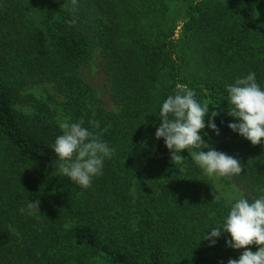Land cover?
Masks as SVG:
<instances>
[{
	"label": "trees",
	"instance_id": "obj_1",
	"mask_svg": "<svg viewBox=\"0 0 264 264\" xmlns=\"http://www.w3.org/2000/svg\"><path fill=\"white\" fill-rule=\"evenodd\" d=\"M96 55L115 112L80 77ZM249 72L264 89V0H0V264L237 259L245 249L227 246V233L214 245L201 238L223 228L237 199L203 196L207 175L191 150L177 164L155 132L163 101L187 85L219 113L221 148L203 129L201 150L238 159L241 174L227 178L249 202L264 196V142L228 127L238 121L228 115L227 86ZM40 84L61 96L55 103L69 123L83 120L114 149L87 189L57 170L52 146L62 133L49 102L27 95L24 111L15 107L23 88ZM36 199L39 213L19 211Z\"/></svg>",
	"mask_w": 264,
	"mask_h": 264
},
{
	"label": "clouds",
	"instance_id": "obj_2",
	"mask_svg": "<svg viewBox=\"0 0 264 264\" xmlns=\"http://www.w3.org/2000/svg\"><path fill=\"white\" fill-rule=\"evenodd\" d=\"M68 23L74 24V21ZM255 76L254 72H249L227 86L228 102L232 105L228 115L238 121L229 123L228 127L252 145L264 142V89L256 82ZM206 115L209 116L207 127L219 135V129L213 121L219 113L211 111L209 114V106H202L198 102L195 91L178 83L174 94L169 95L160 107L161 124L156 129L155 137L163 138L171 153V161L177 164H182L185 159L180 155L181 151L191 150L188 151L191 160L209 177L241 174L242 165L238 159L212 146L206 151L201 150L209 144L201 135L206 126ZM89 123L99 127L97 121ZM83 124V120L75 123H69L68 118L60 120L58 126L62 134L56 137L52 148L59 160L57 170L60 176L87 189L93 177L103 174L104 160L111 158L114 149L100 141ZM38 208L39 199L34 202L27 200L25 207L19 211L22 214L27 211L28 215H32L39 213ZM204 233L201 238L210 241V245H214L215 238L222 233H227L230 240L226 244L233 249H246L251 245L258 247L255 252L244 250L237 259L230 258L227 264H264V196L252 202L243 197L237 199L230 208L223 228H212L207 235Z\"/></svg>",
	"mask_w": 264,
	"mask_h": 264
},
{
	"label": "rangeland",
	"instance_id": "obj_3",
	"mask_svg": "<svg viewBox=\"0 0 264 264\" xmlns=\"http://www.w3.org/2000/svg\"><path fill=\"white\" fill-rule=\"evenodd\" d=\"M174 25L175 37L178 38L181 32L182 24L178 20L176 23H174ZM80 77L87 85H89V87L95 94V98L102 103V106L105 110L115 112L118 109L110 97L109 87L107 85L106 78L101 70L98 55L94 57V60L90 64L80 69ZM20 95L22 101L20 100L21 102L15 105L16 109L24 111V103H22L24 102V96L31 95L38 100L40 99L41 101L49 102L52 108L55 109V117L58 122L64 119L60 107H58V104L55 103H59L62 98L55 92V90H53L52 85L40 84L32 87L29 86L25 89L23 88ZM204 129L215 147L220 150L222 144L221 135L214 134L207 127V125ZM207 183L208 184L202 189L201 194L203 196H208L214 200L232 202L247 193L244 187L233 183L227 177L216 178L207 176ZM245 250H251L255 252L258 250V247L256 245H251L248 246ZM242 252L238 253V256H240Z\"/></svg>",
	"mask_w": 264,
	"mask_h": 264
}]
</instances>
